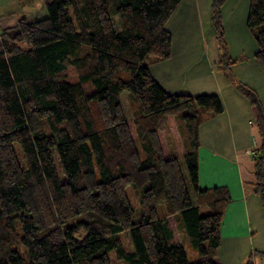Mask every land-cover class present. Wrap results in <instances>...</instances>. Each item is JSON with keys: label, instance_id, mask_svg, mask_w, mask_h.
Listing matches in <instances>:
<instances>
[{"label": "trees", "instance_id": "obj_1", "mask_svg": "<svg viewBox=\"0 0 264 264\" xmlns=\"http://www.w3.org/2000/svg\"><path fill=\"white\" fill-rule=\"evenodd\" d=\"M223 1L213 0L210 11L225 59ZM179 2L45 0L44 16H19L1 29L0 264H112L110 254L122 264H221L230 195L223 185L199 187L196 136L201 115L221 113V100L168 92L149 70L170 56L166 22ZM246 27L264 70V0L249 1ZM232 62L220 68L254 115V190L264 207V110L255 90L232 75ZM68 68L74 79L66 78ZM122 92L136 104L135 135ZM168 116L178 124L181 154L162 150L159 131L175 148ZM128 188L138 192L136 209ZM241 264H254L251 255Z\"/></svg>", "mask_w": 264, "mask_h": 264}, {"label": "crops", "instance_id": "obj_2", "mask_svg": "<svg viewBox=\"0 0 264 264\" xmlns=\"http://www.w3.org/2000/svg\"><path fill=\"white\" fill-rule=\"evenodd\" d=\"M212 2L180 0L166 22L172 38L170 56L153 60L149 63V70L168 92L214 93L219 96L222 112L216 115L203 113L196 127L199 187L223 185L230 195L220 224L218 260L221 264H241L249 254L254 264H264V258L258 253L264 252V207L254 190L252 157L260 138L247 98L220 71L219 47L210 19ZM15 4V0H0V31L16 23L18 16L10 11ZM244 26L246 16L237 29L234 24L225 26L229 43L238 44L244 38ZM232 32L238 36L233 37ZM256 64L251 62L245 67L244 76L236 72L234 75L258 93L264 107L261 95L264 89L257 86V78L264 79V74ZM167 120L170 133L175 126L178 134L177 142L172 138L175 148L171 149L164 131L158 134H163L168 154L171 151L181 154L184 147L178 124L173 116H168Z\"/></svg>", "mask_w": 264, "mask_h": 264}, {"label": "rangeland", "instance_id": "obj_3", "mask_svg": "<svg viewBox=\"0 0 264 264\" xmlns=\"http://www.w3.org/2000/svg\"><path fill=\"white\" fill-rule=\"evenodd\" d=\"M44 1L45 0H30L29 2H26L25 4H20L15 0V2H16L15 7L12 8L10 11H14V13L18 17L19 16H26L27 18L42 17L45 15ZM248 2H249V0H224L222 2V4L219 6V15H220L221 27H222V32H223L222 33V44L224 46L223 50L226 52V56L228 59L234 60V62L228 64V67H229V70H231L232 75L235 78H236V76L234 75L235 74L234 72L239 73L240 75L244 76V73H245L244 68L248 67L251 62H253V64L257 63V62L254 63V61L250 60V59L254 60L253 56H254V53L257 49V46L255 43L254 37L252 35V32L246 26H244L245 31L243 30V32H246L244 34V38H243L244 40L241 39V41L238 44H232L231 42L229 43L228 39L226 38V36L229 37V35L226 34L225 26L227 27L230 24H234L235 28L237 29L238 26H240V24H242V22L246 16ZM210 19H211V14H210ZM113 23H114L115 27L118 26V22L116 20V17H113ZM229 28H230V26L228 27V30H230ZM229 34H231V33H229ZM232 34H233V37L238 36L236 34V32H232ZM227 58L222 59V56L220 55V51H219V57H218L219 66L222 65V63H227V61H228ZM259 68H261L260 70L262 71V74H264V70L262 69V67L260 66ZM222 69H220V71L223 72ZM253 69H255V71H256L257 68L254 67ZM65 76L68 79H74L75 78L74 70H72L71 68H68L65 71ZM260 77L257 78V80H258L257 86L259 88L264 89V79H260ZM261 93H263V92H261ZM256 94L259 98V95L257 92H256ZM261 95H263L262 99L264 101V94H261ZM120 101H121V108L125 114V117L128 121V124L131 125V127H132L133 114L136 111L135 110L136 104L134 102V99L131 98V96L129 94H127L126 92H122L121 96H120ZM260 103H261V101H260ZM263 110H264V107H263ZM170 121H171V123H173L172 119ZM171 129H172L171 139L174 138V141L177 142L178 141V134L175 130V126H172ZM132 133H133V135H135L133 127H132ZM158 137H159L163 152L165 153V155H168V147H167L165 140L163 138V134L159 133ZM127 191H128L129 199H130L132 205L134 206V208L136 209L138 206V192L133 191L130 188H128ZM206 211H207L206 208H202V210H201L202 213H205ZM169 220H170V224L174 230L175 238L177 240H182L183 234H182V232H180L174 218L170 216ZM120 238H121V241H122L124 248L126 250H130L131 245H130V242H129L126 234L122 233L120 235ZM186 251H187L188 258L190 260L193 259V255L189 252V248H187ZM110 260H111L112 264H122L121 261H119L113 254H110Z\"/></svg>", "mask_w": 264, "mask_h": 264}, {"label": "built area", "instance_id": "obj_4", "mask_svg": "<svg viewBox=\"0 0 264 264\" xmlns=\"http://www.w3.org/2000/svg\"><path fill=\"white\" fill-rule=\"evenodd\" d=\"M254 155V154H253ZM253 155H252V157H253Z\"/></svg>", "mask_w": 264, "mask_h": 264}]
</instances>
